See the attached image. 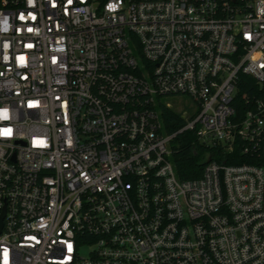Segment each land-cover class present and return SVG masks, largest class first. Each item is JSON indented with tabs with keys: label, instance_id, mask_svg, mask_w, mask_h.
I'll list each match as a JSON object with an SVG mask.
<instances>
[{
	"label": "built area",
	"instance_id": "2783aa9c",
	"mask_svg": "<svg viewBox=\"0 0 264 264\" xmlns=\"http://www.w3.org/2000/svg\"><path fill=\"white\" fill-rule=\"evenodd\" d=\"M0 264H264V0H0Z\"/></svg>",
	"mask_w": 264,
	"mask_h": 264
},
{
	"label": "trees",
	"instance_id": "16d2710c",
	"mask_svg": "<svg viewBox=\"0 0 264 264\" xmlns=\"http://www.w3.org/2000/svg\"><path fill=\"white\" fill-rule=\"evenodd\" d=\"M99 1L103 2L105 0ZM245 79L249 83L251 82L250 79L246 77ZM159 110L162 128L165 133H171L181 126L182 121L172 111L162 106L159 108ZM230 155V157H224L222 161H224V163L250 162L249 160L240 157L237 150H233ZM197 157L198 154L194 139L189 133L181 134L170 143L169 160L172 164L177 179L191 180L200 176L203 163H200Z\"/></svg>",
	"mask_w": 264,
	"mask_h": 264
},
{
	"label": "rangeland",
	"instance_id": "374dc122",
	"mask_svg": "<svg viewBox=\"0 0 264 264\" xmlns=\"http://www.w3.org/2000/svg\"><path fill=\"white\" fill-rule=\"evenodd\" d=\"M159 101L162 104H166L172 112L178 115L181 114L182 112L190 113L193 111V108L192 109L190 108V102L185 97H180V98L162 97L159 99ZM197 159L199 160L200 163H202L205 157L200 159V154H199Z\"/></svg>",
	"mask_w": 264,
	"mask_h": 264
}]
</instances>
